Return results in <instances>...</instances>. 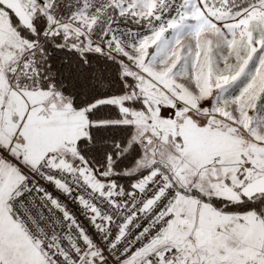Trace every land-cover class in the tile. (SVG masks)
I'll list each match as a JSON object with an SVG mask.
<instances>
[{"label": "snow or ice", "instance_id": "1", "mask_svg": "<svg viewBox=\"0 0 264 264\" xmlns=\"http://www.w3.org/2000/svg\"><path fill=\"white\" fill-rule=\"evenodd\" d=\"M0 264H264V0H0Z\"/></svg>", "mask_w": 264, "mask_h": 264}]
</instances>
